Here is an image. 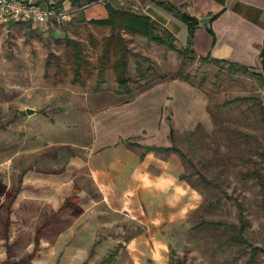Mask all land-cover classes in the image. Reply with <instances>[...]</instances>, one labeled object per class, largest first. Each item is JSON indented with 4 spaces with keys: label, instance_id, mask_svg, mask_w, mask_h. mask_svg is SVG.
Instances as JSON below:
<instances>
[{
    "label": "rangeland",
    "instance_id": "obj_1",
    "mask_svg": "<svg viewBox=\"0 0 264 264\" xmlns=\"http://www.w3.org/2000/svg\"><path fill=\"white\" fill-rule=\"evenodd\" d=\"M52 1L63 18L41 27L0 25V185L5 187L0 194V264H246L253 245L263 251L251 264H264V210L250 172L257 167L264 173V105L258 104L262 79L226 62L203 60L190 47L180 53L135 35L128 46L138 54L145 78L138 79L130 54L129 93L112 79L98 91L94 78L83 84L54 82L44 77L45 60L61 52L65 38L86 40L88 33H105L87 23L100 17L104 1L140 13L152 12L154 2ZM171 2L184 10L181 0ZM91 6L97 9L90 14ZM173 43L178 50L186 48L178 34ZM172 76L202 98L207 125L191 126L200 107L176 87L149 93L124 114L102 117ZM164 91L174 93L170 103ZM161 105L158 126L168 120L172 143L145 129L130 137L132 142L114 145V138L94 145L99 130L134 134L142 126L154 128ZM26 108L33 111L27 114ZM170 108L176 112L175 124ZM170 143L183 156L144 149ZM118 154L128 163L130 156L140 155L145 174L165 178L169 171L172 185H159L157 191L136 184L126 193L124 183H113L104 197L91 169ZM203 220L224 225H200ZM242 222L246 241L223 244Z\"/></svg>",
    "mask_w": 264,
    "mask_h": 264
},
{
    "label": "crops",
    "instance_id": "obj_2",
    "mask_svg": "<svg viewBox=\"0 0 264 264\" xmlns=\"http://www.w3.org/2000/svg\"><path fill=\"white\" fill-rule=\"evenodd\" d=\"M181 2L183 3L184 11L197 17L198 19L205 15L211 16L209 22L211 32L208 31L207 26L200 23H198L193 31L191 44L193 53L197 56L208 55L210 58L225 59L247 67L253 72L256 79H262V84H260L258 90L264 93V80L259 66V52L264 40V0H181ZM90 9L91 11H89V13L91 14L94 9L97 8L95 6H91ZM98 12L101 13L99 18L106 16L104 4L103 9H99ZM145 14H148L154 20L165 26L175 37H177L178 34V36L182 38L183 44L186 43V26L184 23L176 20V18L174 19L169 11L154 2L152 12H145ZM170 80L172 81L168 83L160 82L159 84L140 92L132 100L126 102L122 107L110 109V111H107L102 117L108 114H124L130 110L136 100L146 97L149 93L156 92L159 88L168 90L176 87L184 89L185 92H188L190 104H193L194 106L198 105L200 107L201 115L192 121L191 126L194 123L199 122H204L207 125L209 123L208 116L204 106L201 105L203 104V101H201L202 98H196V90L186 82L174 79ZM163 95L165 96V102L167 103H170V101L174 98V93L172 92L164 91ZM165 107L169 108V106L166 105ZM161 108H163L162 105L156 111V126H154V128L151 129L147 126H142L134 134L125 133L120 130H116V128L109 129L108 133L104 131V129L99 130L102 134L99 133L100 135L96 137L94 145L110 143V141L114 140V138H116L114 145L119 143V140L122 142L126 140L132 142L130 137L139 135L143 132L142 130L145 129L150 133H156L163 141L172 143L169 137V132L172 128H170L168 120H165L160 126H158V112ZM188 111L189 113L191 112L190 109ZM174 113L176 114V112H173L172 110L175 124L176 115H174ZM201 118L202 121L200 120ZM191 126L186 128H190ZM165 136L168 140H165ZM171 143L169 145H171ZM169 145L161 144L160 146H153V150H159V147ZM128 160L129 163L118 154L112 158L106 159L107 164L105 166L92 167L91 173L95 179L96 185L100 188L104 197L106 196L105 191L110 192V186L113 183L114 185L124 183L128 190L126 193L131 192L132 188L136 186V184L144 187L146 186L148 189H150L149 186H153L157 191L160 189L159 185H161L164 189H167L172 185L173 177H168L169 171H166L165 178L163 175L162 177H154L150 173H144V169L141 166L144 163V160L140 155H138L137 159L134 158V156H130ZM98 171H104L105 175L102 174L101 176L100 173L98 175Z\"/></svg>",
    "mask_w": 264,
    "mask_h": 264
},
{
    "label": "trees",
    "instance_id": "obj_3",
    "mask_svg": "<svg viewBox=\"0 0 264 264\" xmlns=\"http://www.w3.org/2000/svg\"><path fill=\"white\" fill-rule=\"evenodd\" d=\"M153 1L155 4L169 11L174 18L184 23L186 26L187 38L186 48H184V50H178L173 43L175 39L173 33L148 14L136 12L130 8L117 6L109 1H104L106 16L102 18H89L87 23L95 28L104 29L106 32L100 37H97L93 33H88L86 40L65 38L62 43L63 48L61 52L50 55L45 60L44 77H51L54 82L67 80L70 83L80 84H83L88 78H94L95 84L93 89L95 91L102 88L101 85L103 82L112 79L124 90L125 93H129L130 87L127 83V74L130 54L136 59L135 71L138 79L145 78L144 69H142L140 62L137 59L138 54L132 52L128 46L130 37L135 35L144 37L147 41L154 42L157 45L177 50L182 53L189 47L191 49L193 31L199 23L197 17L181 10L169 0ZM207 28L208 31L211 32L209 26H207ZM201 58L203 60L209 59L216 62H226L230 67L235 66L236 71L248 74L253 73L247 67L225 59L210 58L208 55ZM159 78L164 79L165 77L159 76ZM174 78H177V76L169 77V79ZM182 79L187 78L186 76H182ZM243 98L245 97H240V99ZM258 104L260 107L264 105V93ZM169 137L172 141V130L169 132ZM158 149L180 152L183 156L181 151L173 144L159 147ZM262 158L264 159V153L262 154ZM250 172L255 175V179L258 182L261 192L260 207L264 210V173L257 167L250 170ZM204 180L205 182H208L205 178ZM4 189L5 187L0 185V194L4 193ZM200 225H207L216 228L224 225V222L220 220H203L200 222ZM244 226L243 222L240 223L236 229V233L225 237L222 243H244L246 241L243 236ZM259 251H263L261 246H251L246 264H251L253 257L256 256ZM178 263L183 264L182 262Z\"/></svg>",
    "mask_w": 264,
    "mask_h": 264
},
{
    "label": "built area",
    "instance_id": "obj_4",
    "mask_svg": "<svg viewBox=\"0 0 264 264\" xmlns=\"http://www.w3.org/2000/svg\"><path fill=\"white\" fill-rule=\"evenodd\" d=\"M63 17L61 8L52 0H0V25L29 22L41 27Z\"/></svg>",
    "mask_w": 264,
    "mask_h": 264
},
{
    "label": "water",
    "instance_id": "obj_5",
    "mask_svg": "<svg viewBox=\"0 0 264 264\" xmlns=\"http://www.w3.org/2000/svg\"><path fill=\"white\" fill-rule=\"evenodd\" d=\"M210 19H211L210 15L202 16L199 18V23L203 24L205 26H209ZM259 66H260V71L262 73L263 80H264V40H263V44H262V47H261L260 52H259ZM32 111L33 110L31 108L25 109V112L27 114L31 113ZM144 149L146 151L153 150V145H150V144L144 145Z\"/></svg>",
    "mask_w": 264,
    "mask_h": 264
}]
</instances>
